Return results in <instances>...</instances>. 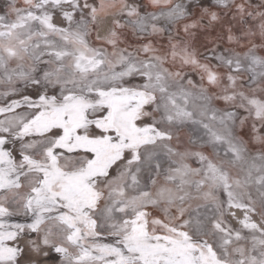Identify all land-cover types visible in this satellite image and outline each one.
I'll return each mask as SVG.
<instances>
[{
	"label": "snow or ice",
	"instance_id": "obj_1",
	"mask_svg": "<svg viewBox=\"0 0 264 264\" xmlns=\"http://www.w3.org/2000/svg\"><path fill=\"white\" fill-rule=\"evenodd\" d=\"M0 264H264V0H0Z\"/></svg>",
	"mask_w": 264,
	"mask_h": 264
}]
</instances>
